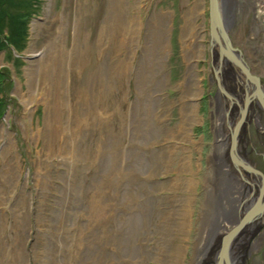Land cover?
Masks as SVG:
<instances>
[{
  "label": "rangeland",
  "instance_id": "obj_1",
  "mask_svg": "<svg viewBox=\"0 0 264 264\" xmlns=\"http://www.w3.org/2000/svg\"><path fill=\"white\" fill-rule=\"evenodd\" d=\"M228 1L234 11L227 31L232 45L242 50L251 73L264 79V0ZM10 2L15 11L27 6V0ZM31 2L26 45L17 51L0 43V130L8 132L0 138V264H193L218 204L212 166L218 96L230 111V126L224 122L229 138L240 119L239 105L218 92L214 81L220 52L209 39L208 0ZM137 3L141 26L134 39ZM161 11L170 24L164 58L156 42ZM186 19L191 36L198 35L196 24L203 26L202 48L192 46L190 36L183 38ZM6 32L4 27L0 37ZM120 32L130 37L128 51L118 49ZM183 41L190 43L186 52ZM86 50H91L90 62L79 72L78 56ZM45 60L46 72L61 74L58 80H42ZM224 60L219 73L224 91L244 105L252 86ZM193 74L200 77L202 93L196 98L200 122L188 126L192 143L170 130L184 116L186 86L180 82ZM30 85L38 100L29 112L23 100L31 94ZM258 107L252 108L253 122L260 118ZM47 113L53 120L45 127ZM245 127L241 148L264 174L263 147L257 142L256 149L255 128ZM242 179L247 184L248 178ZM229 185L224 192L233 188ZM255 190L248 210L257 200ZM178 211L187 212L186 232L176 230ZM262 221L256 218L253 230L247 229L237 264H264Z\"/></svg>",
  "mask_w": 264,
  "mask_h": 264
},
{
  "label": "bare ground",
  "instance_id": "obj_2",
  "mask_svg": "<svg viewBox=\"0 0 264 264\" xmlns=\"http://www.w3.org/2000/svg\"><path fill=\"white\" fill-rule=\"evenodd\" d=\"M218 3L220 5L219 7H221V14H222L221 18H223V27L222 28L224 29L226 35L229 36L228 33H227V31H228V23L233 18L232 17L233 16V12H234L233 9H232L233 7H230L231 3L228 0H218ZM199 6H200V4L198 2L197 5H196V8H194L196 13H197V11L199 9L198 8ZM208 7H209V0H208ZM140 8H141L140 3H137V5L134 6V9L132 11V12H134V17L135 18H134V21H131V23H132L131 25L133 26V32L131 31L132 32L131 35L134 33V35H133L134 39H135V34H137V32L139 31V28L141 26L140 25L141 24L140 16L138 15L139 12H140ZM158 18H162L161 21H163L162 22L163 26L161 28L162 30L159 33L158 37L156 36L157 37V41L156 42H158V44H157L158 50H159L158 51L159 52L158 55H159V57L161 56V58L162 57L164 58L165 54H168L167 51L169 49L168 45H167V42H168L167 41V34L169 32V29H170V24L166 20V18H167V13L166 12L161 11V13H160ZM158 18L153 16V18L151 20L154 19V21H159ZM161 21H159V22L161 23ZM121 27H122V25H121ZM209 27L211 28L210 19H209ZM202 28H203V26H201L199 24H196V26L194 27V30L197 32L198 35L197 36L189 35L190 34V32H189L190 31L189 30L190 29V23L187 22V19H186L185 20V25L183 26V30H182V36L185 39L187 38V36L188 37L190 36L191 38H189L188 41L190 43H192V46H198V47L202 48L201 44H199L200 43L199 39L204 37V35H203L204 32H203ZM128 38L130 39L129 36H126V33H121L119 39L117 38L118 39V43L117 44H118V47H119L118 49L120 51L121 50H125V49L128 51V50H130V48H132V46H131L132 43L130 42L131 40L127 41ZM134 39H133V41H134ZM182 44H184V49H185V52H186V50L189 48L188 47L189 44H186L185 41H183ZM109 51L110 50L108 49L106 51L105 55L109 54L110 53ZM111 51H112V49H111ZM219 52H220V49H219ZM89 55H91V50H86V51L82 52L78 56L79 57V59H78L79 61L77 62V66L76 67L78 68L79 72H83V69L86 68V66L89 64V62H90V56ZM224 57L226 58V60H228L227 62L224 60L226 65L229 64L230 62L233 64V62L230 61V59L227 57V55L224 54V56H221V55L219 56V60H218V63H217L219 65H217L216 68L221 70V65H222ZM157 60H158V58H157ZM45 62H47V63H46V68L43 71V75L41 73V76L43 77L42 80H44V82H45L44 78H46V80H47V78L49 76H51L52 79L58 80V76H60L61 74L56 76L55 73L53 72V70H52V73L51 72H46V69L49 68V67L47 65L48 61L45 60ZM159 64H161V63H159ZM103 65H101L102 66L101 67L102 70L105 69V66H103ZM190 75H191V73H190ZM39 77H40V75H39ZM87 79H89V78H87ZM89 80H87V81H89ZM200 81H201L200 77H198L197 74L196 75L193 74V77L188 76V78H187V76H186L185 79L182 82H180V86L183 85L184 83H185V86H186V88L184 87L185 88V92H182L184 95H183V101L181 103L182 104L181 115H184V116H182V121L178 125H176L174 129L170 130V133L178 132L179 134H181V136L186 141L189 140L192 143H193V140L191 139V136H190L191 130H190V128L188 126L193 125L192 123L200 122L199 117L195 114L196 113V106H197L196 98L198 96H200V94L202 93L201 92L202 91V87H201ZM189 84H191V85L188 87ZM29 87H30L29 89L31 91L33 89L32 85H30ZM79 92L81 93V90ZM245 93L247 95V89H246ZM36 94H37L36 92L31 91V94L29 95V97H25L24 98L23 101H24V104H25V110H27L29 112L32 111L31 108H32L33 102H35V100H38V99H35V95ZM246 98L247 97L245 96V100H246ZM217 100H218V107H217L218 115L216 117V121L214 122L215 123V129H216V133L215 134H217V136H216V139H217L216 144H217V146H216V149H214V155H213L214 162H212L214 164L212 166L214 167V171H213L214 176H215L214 179H215V181H217L219 183V185H218L219 189L217 191V197H218V204L219 205L217 203L216 204L214 203V207H213L214 210H213V213L211 214L212 217H210L211 221L209 223H207L206 230L204 229V231H203V233L205 235L203 236V238L199 239V243L197 245L198 248L196 250L197 251L196 252V256L193 259V264H215L216 263V258H217V263H218V254L221 251V249H220L221 247H219V246L222 245L221 244V238L223 236H225V235H228L230 232H233V231H235V233L231 237L232 241L230 242L229 248H228V250H229L228 254H229V258H230V259H228L229 260L228 264H237L238 263L237 255H239L241 253V251H242L241 247L244 245L246 240H248V238H247L248 234H246V233H248L249 231L251 232L253 230V227H251L252 222L256 218L257 219L261 218L263 220L262 222L264 224V207L262 209L263 210V214L261 215L262 217L254 216L253 218H251L247 222L243 223L244 216L249 211L247 209L248 208V204H249V202H252V200L254 199V195H252V194H254V188L256 189L255 191L257 193V194L255 193L257 195L256 197L257 198L260 197L259 192H258L259 188L257 186H255V187L253 186L254 182H252L251 183L252 185H251L250 184V180L255 181V179L260 180V178H258L254 174H251L249 171H247V172L245 171L244 174L241 175V173L239 172L238 168H235V162L236 161H234L232 159V152H233V153H235V155H236L235 159H238L237 160L238 162H240V160H241V161L249 164V161H247L245 159L246 156L244 157V155L242 154L244 152H243V148H241V147H244L243 145L245 144V142H244V144L242 143V138L244 137L243 136V132L245 131L244 129H246L245 124L246 125L249 124L247 121L253 120V118H254V115L252 114L253 110L252 109L250 110L249 107H247L248 114L246 113V116L242 119L241 118L242 117V113L240 111L245 106V100H243L244 101V105H242L240 102L238 103V101H235L234 98H232V99L229 98L230 101H232L234 103H237L239 105V108H240V111H239L240 112V119H237L236 121H234L235 124H234L233 128L230 127V132L229 133H230L231 138H229L228 133H227L228 130H226L225 125H224L226 123L228 124L231 121L229 119V117H228V112H227L229 110H227V108L225 106V103L222 100V97L218 96ZM45 102L46 101H44V103ZM256 102H258V101H251V103H256ZM55 105L56 104L54 103V106ZM248 106H249V104H248ZM52 116H53L52 113H49V115L47 113L46 120H45V125H44L45 127H47V126H49L51 124V122L53 120ZM54 118H55V116H54ZM225 121H227V122L224 123ZM229 124H228V126H230ZM22 125H23L24 129L27 128L26 122L22 121ZM237 125H239V132H238V136H237L236 150L234 151L233 144H232L233 143L232 134H233V131L235 130V128L237 127ZM3 132L8 133L6 130H3V131L0 130V138L3 135ZM53 135H51V137ZM222 146H223V148H222ZM175 151H176V146H172V148L170 149V152L172 153V152H175ZM3 157H5V155H3ZM11 157H13V156H11ZM184 159H185V157H184ZM185 162H186V160L183 161L184 164H185ZM242 177L243 178H245V177L248 178L247 184L251 185L253 187H250L247 184H245L243 182ZM246 178H245V180H246ZM177 179H179V178H176L175 180H177ZM229 184H231V185H229ZM226 185H229V186H231L233 188H230L228 191L226 190L224 192V187ZM189 203H190V200H189ZM244 210H246V211L244 212ZM226 213H229L230 216L227 217V215H225ZM241 213H244V215L240 216ZM179 215L180 216L182 215V216L179 219L178 228L176 230H179V231H182V232H186V228L188 226V219H186L188 217L187 212L186 213L179 212ZM239 219H240V221L238 222ZM249 226H250V230L248 231L247 229L249 228ZM219 238H220V240H219ZM217 242H218V244H217L218 249H216L217 250V256H215V253H214L215 252V250H214L215 246L214 245H216ZM181 246H182V243H180V244H178L176 246V251H175L176 256H174V259L175 258L177 259L176 262H178V258L177 257H180ZM203 258H206L205 262L202 261ZM173 264H175V263H173Z\"/></svg>",
  "mask_w": 264,
  "mask_h": 264
},
{
  "label": "water",
  "instance_id": "obj_3",
  "mask_svg": "<svg viewBox=\"0 0 264 264\" xmlns=\"http://www.w3.org/2000/svg\"><path fill=\"white\" fill-rule=\"evenodd\" d=\"M219 6L220 5L218 3V0H209V7H208L209 17L208 18L210 19V25H211L209 39H211V46L213 48H216V46H218L220 49V55L221 56H224V54L227 55L230 61H232L233 64L238 68V70H240L245 75L244 80H246V82L252 86L251 90L250 89L247 90V95H246L247 98L245 100V106L240 111L242 113L241 118L243 119L246 116V113H247L246 110H247L248 104H250L251 101H258L259 104L264 107V89L262 86V79L259 75L251 73L248 63L244 59L245 57H244L242 50L232 45L231 39L229 38V36L226 35L224 29L222 28L223 18H221L222 17L221 7ZM213 65H214L213 71H214V76H215L214 81H216V84L218 86V90H219L218 92L232 99L231 95L228 92L224 91L225 90L224 85L222 84L221 77L219 75L220 69L216 68L217 65L219 64L215 63ZM239 125H237V127L235 128L232 134V139H233L232 144H233L234 151L236 150V144H237L236 142H237V136L239 132ZM235 156H236L235 153L232 152V159L236 161L235 167L238 168L241 175L244 174L245 171L246 172L249 171L251 174H254L258 178H260V181L262 182L261 184L264 185L263 184L264 174H262L263 172L261 170L256 169L251 164L245 163L241 160L240 162H238L237 161L238 159H235ZM254 185L258 187L260 186V184L259 185L254 184ZM262 185L261 187H259L260 197L257 198V200L255 201L253 205L250 206L248 213L244 216L243 223L247 222L254 216L262 217L261 216L263 214L262 209L264 207V198H262V195H261L264 192V186ZM234 233L235 231L230 232L228 235H225L221 238L222 245L220 248L221 251L218 254L217 264H228L229 263L228 259L230 258L228 254L229 253L228 248H229L230 242L232 241L231 237Z\"/></svg>",
  "mask_w": 264,
  "mask_h": 264
},
{
  "label": "trees",
  "instance_id": "obj_4",
  "mask_svg": "<svg viewBox=\"0 0 264 264\" xmlns=\"http://www.w3.org/2000/svg\"><path fill=\"white\" fill-rule=\"evenodd\" d=\"M18 2L15 3V8L19 5ZM9 3H11L10 0H0V32L4 27L7 28L5 37H0V43L2 47L12 45L14 49L20 51L26 45V37H28V22L32 13L28 8H32L30 5L32 2L27 0V6L20 11L8 7Z\"/></svg>",
  "mask_w": 264,
  "mask_h": 264
},
{
  "label": "flooded vegetation",
  "instance_id": "obj_5",
  "mask_svg": "<svg viewBox=\"0 0 264 264\" xmlns=\"http://www.w3.org/2000/svg\"><path fill=\"white\" fill-rule=\"evenodd\" d=\"M262 85L264 87V83L263 82H262ZM258 105H259V107H258V109H259L258 111L259 112L257 114L260 116L259 120L254 121V122L252 120H249L247 122L249 123L248 126L250 127V129L252 127L255 128L254 129V137L253 138H254V142H256V149H260V148H258V143H257V142H259V143H261V146L263 147L260 150H263L264 151V144H263V142H261L262 141V137H264V124L262 125V121L264 120V108L258 102H256V103H254L253 106H250L249 109L251 110L253 107H257ZM247 114H248V111H247ZM258 128H260V129H258ZM252 144L253 143L250 142V146L249 147H253L254 144L253 145ZM247 152H248V149L246 148V151H244V153H242V154L244 155V157L246 156L245 157L246 160H249L248 159V155H247L248 153ZM261 155L264 157L263 154H261Z\"/></svg>",
  "mask_w": 264,
  "mask_h": 264
}]
</instances>
